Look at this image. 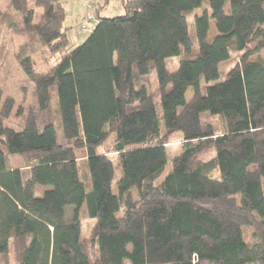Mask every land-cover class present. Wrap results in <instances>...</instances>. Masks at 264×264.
Here are the masks:
<instances>
[{
	"label": "trees",
	"instance_id": "1",
	"mask_svg": "<svg viewBox=\"0 0 264 264\" xmlns=\"http://www.w3.org/2000/svg\"><path fill=\"white\" fill-rule=\"evenodd\" d=\"M8 1L38 112L7 126L0 87V264L11 248L18 264H264V0H118L113 17L105 0L73 49L66 0ZM43 48L57 62L37 72Z\"/></svg>",
	"mask_w": 264,
	"mask_h": 264
},
{
	"label": "rangeland",
	"instance_id": "2",
	"mask_svg": "<svg viewBox=\"0 0 264 264\" xmlns=\"http://www.w3.org/2000/svg\"><path fill=\"white\" fill-rule=\"evenodd\" d=\"M121 1L110 0L107 5L106 10L102 12V16L113 17L116 15L123 14L122 8L119 6ZM105 0H66L62 3V7L66 13V18L64 21V29L67 32L68 38L71 43V48H75L84 43L90 33L83 32L82 27H94V23L89 21V17L95 16L96 7H102L105 5ZM6 11H10L9 1L0 0V87L3 90L4 97L13 98L15 101V107L11 118L6 123L7 126L18 130L19 123L23 120L21 118V113L18 112L22 109L23 116H25L29 110L33 109L38 112L37 107V97L33 84L28 79L27 75L24 73L19 62V52L21 48V43H23V37L9 31L7 28V23L5 18H3ZM38 15H40V10H37ZM193 15L189 16V33L194 35L193 31ZM213 30L215 28L212 23ZM22 29V25H19ZM188 36V35H187ZM191 45L187 43V50L190 51ZM193 49H191L192 51ZM196 50H193V53ZM50 52L47 49H41L34 57H32L33 62L36 65L37 72H46L48 69L57 62V59H52L49 57ZM239 55L234 54L233 59L227 63L221 65V72L223 74L232 67V65L239 61ZM179 59L177 57L170 58L166 61V68L170 72H174L178 68ZM142 83L147 88L150 94L155 95L156 100L158 97V81L156 74L149 77L142 78ZM203 85H206L207 79L202 80ZM187 101H189L193 92L190 89L187 93ZM43 119L45 115L43 114ZM181 151V146L179 140L174 138L170 141V153L171 159L179 154ZM213 152H208L207 155H212ZM86 156L85 152L77 151V157L79 159H84ZM12 167L14 169L25 170L28 166L26 160L20 156L12 158ZM171 164V161H170ZM170 166V165H169ZM164 177V176H163ZM115 193H117L116 187H114ZM80 189L76 191V195L73 198L72 203L75 205L80 197ZM82 234L85 239L90 242L93 236V222L92 219H83L82 221ZM247 235L250 236L251 232L248 231ZM258 252H252V256L258 255ZM18 256L14 248H11L8 254V258L3 260V264H18Z\"/></svg>",
	"mask_w": 264,
	"mask_h": 264
},
{
	"label": "built area",
	"instance_id": "3",
	"mask_svg": "<svg viewBox=\"0 0 264 264\" xmlns=\"http://www.w3.org/2000/svg\"><path fill=\"white\" fill-rule=\"evenodd\" d=\"M88 20L93 21L94 23H97V20L93 16L89 17ZM82 30L84 32H88V33H90L92 31V29L90 27H82Z\"/></svg>",
	"mask_w": 264,
	"mask_h": 264
}]
</instances>
